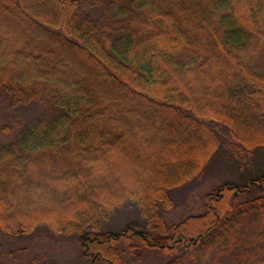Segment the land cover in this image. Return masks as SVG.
I'll use <instances>...</instances> for the list:
<instances>
[{"label": "trees", "instance_id": "16d2710c", "mask_svg": "<svg viewBox=\"0 0 264 264\" xmlns=\"http://www.w3.org/2000/svg\"><path fill=\"white\" fill-rule=\"evenodd\" d=\"M0 96L10 111L45 109L0 142V230L70 210L58 228L81 240L72 264H124L127 243L169 255L156 264H264V196H251L264 174L225 184L178 226L150 212L200 174L193 155L208 137L219 146L218 130L249 173L244 140L264 134V0H0ZM141 170L152 199L131 182ZM126 207L144 222L105 231Z\"/></svg>", "mask_w": 264, "mask_h": 264}, {"label": "rangeland", "instance_id": "374dc122", "mask_svg": "<svg viewBox=\"0 0 264 264\" xmlns=\"http://www.w3.org/2000/svg\"><path fill=\"white\" fill-rule=\"evenodd\" d=\"M85 10L88 14H92L93 18L99 17L102 14L101 11H93L89 8ZM43 115H45V109L38 104L10 111L6 108L4 97L0 96V142H9L11 134L15 135L19 131L27 129L35 120L43 117ZM218 133L222 139L219 146L215 138L208 137L204 141L205 144L193 155L195 163L202 165V168L200 166V174L188 183L172 188V190L170 189L169 193L167 190L153 191L152 189L147 190L146 187L144 189L142 184L139 185L140 179H142L140 175L145 173L144 170H141L139 174L133 173V180L131 182L133 181L134 184H138V186L145 190V193H141L145 198L150 199L151 193L158 194L160 191L162 199L159 201L163 203H157L156 205L153 200L152 208L154 209L152 211L148 210V205L151 203L144 204L143 201L141 205H145L146 210L156 216L161 213L169 227L178 226L192 219V217L202 215L206 209L207 196L211 193H216L225 184H235L236 186L249 185L252 177L257 174H264L263 133L244 140L246 147L250 149L254 148L252 156L255 159L253 162H247L249 173L241 172V167L238 165L240 159L232 154V151L237 152L241 149L239 147L233 149L229 145L228 147L226 146L236 141L232 140L225 131L218 130ZM238 142L241 144L240 141ZM157 174V181H162L161 173ZM163 176L167 178V173ZM144 185L147 184L145 183ZM140 187H137L136 190L140 191ZM233 192L235 191L230 192L231 195ZM235 194H238L237 189ZM251 196H264V188L255 187ZM240 198L245 199L246 196H241ZM71 215L70 210H62L59 214L50 213L48 215L44 213L39 214V212L23 214L19 217L21 219L20 223L25 231H28L27 233L18 235H12L8 231L12 230V227L15 228L17 222H14V219L4 220V223L1 224L2 229L0 230V263L46 264L49 261H53L55 264H72L80 261L84 254L80 238L78 235L64 234L58 228L61 224H64L63 219ZM49 220L53 224V229L47 226L46 222ZM131 222H137L138 224L144 222L142 212L137 207H126L119 211L117 216L106 225L105 231L117 232ZM128 246L129 243L121 249L125 257L124 264H156L165 260V258H169L167 254H165L167 255L165 257L163 253L149 249L137 248L129 250V248L127 249Z\"/></svg>", "mask_w": 264, "mask_h": 264}]
</instances>
